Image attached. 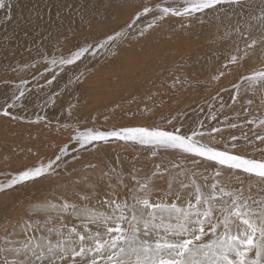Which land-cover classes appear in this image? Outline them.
<instances>
[{
  "label": "bare ground",
  "instance_id": "obj_1",
  "mask_svg": "<svg viewBox=\"0 0 264 264\" xmlns=\"http://www.w3.org/2000/svg\"><path fill=\"white\" fill-rule=\"evenodd\" d=\"M154 1L157 0H8L9 7L0 9L2 10L0 13L3 16L0 17V23L3 25L0 27V43L2 42V48L4 49L0 52V106H6L7 103H12L15 95L19 94V90H24L25 92V96L22 97L20 101H16L17 107L9 109L13 115L23 117V119L12 120L0 116V132H4L5 134V136H3L0 133V149L5 147L7 151H10V148H13L14 143L12 141L17 137V134L16 131L15 133L9 131L16 128L17 124L19 125L23 123L25 128H29L30 126L31 130L37 129V134H31L32 138H36L43 127H45V129L48 128L49 130L51 128V130H53L55 127L58 128V125L60 124L71 127L63 129L66 131V134L67 131L71 129L66 137H63L65 134L63 135L55 132H53V136L51 135V139L48 141L43 138V136L39 137V145H35L36 147L32 146L35 148L34 150H38L39 148L45 150L46 148H43L49 146L47 150L39 153V156L44 154L40 158L36 159L37 157H34L35 160L22 162L21 160H18L20 157L19 155L15 157L16 160L14 162L11 160L13 163L10 164L9 162L7 164L8 167H2L5 165L0 164V171L2 172L6 169L18 170L31 163L32 165H35L42 160L47 161L48 159H54L55 155L59 154V148L64 145H67L69 149L68 154L62 157V162H58L59 166H54L55 172L47 178L16 186L7 193L0 194V264H2L5 257H7L8 260L16 258L11 251H8V253L5 251V248L12 249V247H14L13 244L11 245V243H14L15 241L14 238L17 240V247H22V245L27 242L29 236H35L37 238L36 242L43 243H47L48 240H51L54 244L58 240L67 241L68 230L73 225H76L79 228L81 225V219L77 218V213H74L72 209L63 212L58 211L59 206L65 201L69 204H75L78 209L86 207L91 208L93 204H97L109 211L107 205L104 204L103 201H105L115 190L121 199H123L125 195H128V201L131 203L129 189L134 186V181L131 179L132 175H136L138 179H144L151 176L154 166L157 165L154 157H159V155H166V157H162V159L167 161L165 167L167 168V172L163 178L153 177L154 185L157 189L153 194L154 198L163 196L164 190L167 189V184L170 180L173 181V189L179 190V181L183 180L185 182H190L192 173H196L195 178L201 185H207L215 182L216 179H219L225 185H231L232 187L239 186L238 181H230L229 177H224V174L222 177L216 178L215 173H213L214 171L212 172L210 170H213V168L209 163H200L201 165H204V167L206 166V168H210L208 171H204V168L201 169L200 165L197 166L192 164L190 158L183 156L178 151L161 150L158 155L153 156L148 147L124 142H111L107 144L100 143L99 145H89L86 148H81L80 146L77 148L75 147V141L71 139L78 131L85 132L86 129L105 130L133 126L158 125L169 129L176 126L181 132L190 133L191 130L200 131L201 129L197 128L198 125L196 121L194 119H189L191 113H194L192 115L193 118L196 117L195 112L198 111V109L194 108L199 105V102H201L200 98L195 100L196 102L193 101L191 103L182 101L180 103L177 102L174 107L175 109L172 111L170 110L171 113L167 112L169 109L165 106L167 114L160 115L159 112L156 117H151V115H147L148 117H146L147 112L144 118L142 116L146 111H154L155 107L156 110L159 111L157 109L159 107L157 104H159L161 99L166 100L169 96L176 100L180 89L182 91L183 89L184 91H187L191 88L194 91H198L202 86L198 81L201 78L208 80L210 83H214L215 85L211 86L213 88L216 86V83L219 84V82L226 80L228 77L226 84L209 96L208 102L213 101L210 100V98L215 95H217L215 98L218 96L220 97L223 93L224 96L227 97L234 96L235 89L231 90L229 87H232V84L238 80L242 73L246 74L253 68L260 66V51L257 49L256 56L251 60L246 61L243 66L233 67L230 73L221 77L218 81L212 79L217 73V70L221 68V65L224 64L227 59V56H221L218 52L221 49L227 51L230 50V48H232L231 51H233L237 44L243 47V42L234 31L237 26H240L242 30H244L245 26L250 24L253 26V35L258 36L260 34L257 21L253 20L252 17H258L261 15V12L264 11V0H244V6L242 9H232L225 6L218 13L209 12L205 16L184 21V27H181L182 18L168 17L164 21L159 22L155 27L151 28V31H148L147 25L152 21V16L150 15L145 21H138L133 25L126 32L125 36L117 39L115 42H111L109 47H106L108 44L103 49L99 47L102 39L105 40V37L110 36L123 24L131 20L134 11L141 3H153ZM121 2H126L127 4L125 3L124 5V3L122 4ZM176 2L177 0L167 3L172 4ZM94 14L95 18L92 16ZM9 17L11 18L9 19ZM90 19L97 20L99 23H91ZM175 27L177 28L174 30L173 28ZM198 29H203V31H199ZM142 30L145 33L144 36H140L139 34ZM65 31H68V33H65ZM56 33H59V40L56 39L58 38L56 37ZM226 33H230L231 35L226 36ZM64 34L67 36L61 41L60 36ZM51 40H53V42ZM86 41L88 43L96 41L93 46L94 48L85 53L81 60L77 61L75 64L60 65L57 63L56 65H52L50 63L54 58L59 60L61 55H69L70 51L77 50V48ZM137 48H141V50L136 51ZM126 53H129L131 59L130 57L129 59L122 58ZM113 62H116L120 68L125 70L123 71V76L128 80H123V84H121L120 87L112 86V88H107L108 90L116 91L119 89L121 91L122 89L129 88V91L133 92V95H130L132 96L131 98H133L134 94L136 96L135 92L137 90L140 91V88L137 86L138 83L137 85L134 84L138 81L137 79H139L140 76L143 75V79H145V76L149 77L148 79H152L150 77H153L151 76L153 74L154 77L157 76L158 78L159 76L156 75L155 72H159L158 70L164 68L167 69L168 82H170L172 87L170 88V86L168 87L167 84L163 83L166 78L165 75L162 83L167 87H158L154 90L153 95H146L147 93H145L147 97L142 104L143 107L135 103V112L133 113L134 109L131 110L135 115L130 116L123 113L125 111L128 112V110L124 108L125 111H118L113 119L110 120L108 116H110V111L113 108L114 102L105 100L107 98L106 96L101 97V95L98 94L100 95L98 98H101L98 104L93 105L91 103L92 100L90 103L87 102L88 104H82V100H79L82 99V97H80L81 95H79L82 92L79 81L86 85L83 88V90H87L86 93L90 90L94 91L92 87L93 85L87 86L90 85L87 83L92 80L96 84V81L94 80L95 73L97 71L105 72L108 65ZM71 67H75L76 69L70 70ZM111 72L112 76L110 73V77L112 78L114 75L113 70ZM135 72L137 73V79L132 85H130L133 81L129 82V80H131ZM82 73H84L85 76H82ZM115 73L117 75L116 71ZM62 74L65 77L64 79L61 77ZM159 75H161V72ZM120 77L122 79V76ZM148 79H146L147 82L150 81H148ZM183 79L191 80V82H182ZM66 80L74 85L75 97L77 98L78 96L76 95H79L77 100L72 99L74 96L69 97L73 101L70 99L72 102L69 104L70 107L67 108L66 106L69 105L64 103L63 95H67V91L71 90L73 87L66 82ZM154 80H152V82H154ZM139 81L141 80L139 79ZM41 82L46 84V87L42 88ZM156 83L158 82L153 83V85ZM18 85H24V87H17ZM145 85L148 86L147 83ZM245 87L246 84L241 86L240 94L245 93ZM153 89L155 88L153 87ZM173 89H175V92L172 91ZM176 90L178 91L176 92ZM172 92L174 94H172ZM56 93L60 94L61 98H59V94L57 96L61 99V102H59V107L52 110V108L49 109V101H52L49 99ZM143 93L144 92L142 91L141 95H143ZM247 93L252 94V91H247ZM254 93L257 97H264V89L257 87ZM137 94L139 95L140 93ZM183 96L184 95H182V97ZM234 97L236 98V95ZM102 98H104V100ZM139 98H137L138 101ZM83 99H85V97ZM88 99L90 100V98ZM179 100H181V98H179ZM142 101L143 100L141 99L140 102ZM87 105L89 107H87ZM138 106L141 108L139 109ZM114 107H117V104ZM68 108H71V110L69 111ZM165 108L162 107V110ZM228 108H230V105ZM80 109L82 111H80ZM95 113H97V117L94 121L87 118ZM177 113L178 115L174 116ZM170 114L172 115L170 116ZM37 116L43 117L41 120L42 122H34ZM115 117H120L121 123L117 122L119 119H116ZM173 117L172 124H168V119ZM27 121L33 122L29 123ZM47 121H49V123ZM201 131H203V129ZM260 131L261 129L259 130V133L263 130ZM17 139L19 140L20 138ZM25 144L28 143H24V145ZM256 144H254L251 149H249V145H247L237 148L235 151L250 156L256 155L255 157L261 158V154L257 149L264 147V145H260V142L257 145ZM253 149L257 151V154L255 152V155L249 153V150ZM125 150L130 151L131 153L127 152L122 156V154L126 152ZM103 151H105L106 154V161L101 158V152ZM20 152H22V150ZM33 156H35V154ZM141 158H144L146 162H137ZM115 159H117L116 163L114 161ZM1 160L3 161V159ZM90 164L95 165V167H89ZM177 164L180 165L179 168L174 166ZM113 169L115 170L114 172L112 171ZM227 172L228 171H225L224 173ZM106 173L107 175H105ZM122 173H124V175H122ZM241 179L243 180V187H245V189L251 184L253 195H264V192H258V189L264 187V185H261L257 178L243 176ZM121 180L123 181V186L127 185V188L124 187L122 190L119 187V185H121ZM204 190L207 191L208 189L205 188ZM185 194H187V192H185ZM85 196L88 198L84 199ZM23 197L26 198L22 200ZM22 201L29 202L30 204L27 203L26 206L25 204H22L26 209L24 212H19L17 205L22 203ZM51 205H57V210H44L50 209ZM9 211L12 213V217L15 212L17 216L15 220L8 223L11 226L6 227L3 224L7 223L6 221L10 219V217L7 216ZM29 217H31L32 222L37 227L35 231L28 230L26 232L23 228L22 222L23 220L29 219ZM8 221L10 222V220ZM62 224L67 225L66 228H63V236H60L54 231H49V229L60 227ZM90 227L95 231L94 225H90ZM7 234H11V236H5ZM5 237L9 243H5ZM8 237H13V239L11 238L13 242L11 239L9 240ZM72 239L76 240L77 238L73 235ZM3 251L6 252L7 255ZM20 258L22 259L23 257Z\"/></svg>",
  "mask_w": 264,
  "mask_h": 264
},
{
  "label": "snow or ice",
  "instance_id": "obj_2",
  "mask_svg": "<svg viewBox=\"0 0 264 264\" xmlns=\"http://www.w3.org/2000/svg\"><path fill=\"white\" fill-rule=\"evenodd\" d=\"M225 6L242 9L244 0H177L172 4L167 3V0H161L160 3L143 2L134 11L127 27L131 28L142 17L149 15L152 21L147 25L148 29L168 17L182 18L181 27H184V21L205 16L209 12L218 13ZM8 7V0H0V9ZM252 19L257 21L260 34L253 35V26L250 24L244 30L237 26L234 31L243 42V47L237 44L212 77L215 81L220 80L233 67L243 66L251 60L259 49L260 66L246 74L242 73L232 84L236 97L240 96L241 86L245 84V92L257 87L264 89V11ZM139 34L144 36L145 33L142 30ZM125 35L123 30L116 32L101 42L99 47L104 48L116 37ZM229 35L226 33V36ZM88 51L89 47H80L70 51L67 56L61 55L59 60L52 59L50 63L72 65ZM24 96V90H19L12 103L0 106V116L12 120L23 119L13 115L9 109L16 108V101ZM252 102L248 100L249 105ZM42 119L37 116L34 122L39 123ZM173 119H168L167 123L172 124ZM228 126L237 127L236 124ZM257 127L264 130V119L259 120ZM221 131L213 127L208 132L191 130L189 133L181 132L176 126L169 129L158 125L78 131L71 139L81 148L100 143L124 142L148 147L153 156L161 150L178 151L190 158L194 165L209 163L216 178L228 171L231 174L229 180L234 177L239 186L225 185L219 179L201 185L195 178L196 173H192L190 182L179 181V190L173 189V181L170 180L163 196L154 198L157 189L153 177L163 178L167 172L166 168L157 164L149 177L138 179L132 175L134 186L129 189L131 203L128 195L121 199L115 190L103 201L108 212L87 207L78 209L75 204L65 201L58 211L72 209L81 219L79 228L73 225L68 230L67 241L58 240L54 244L48 240L43 243L36 242L35 236H29L22 247L5 248L16 258L8 260L5 257L2 264H264V195H253L251 184L245 189L241 179L243 176L255 177L264 185V147L257 149L261 158L235 151L238 147L236 143H232L231 147L220 145L213 136V133ZM238 139L235 135L231 137L232 141ZM255 140L264 145V131L256 133ZM68 151V146L64 145L59 148V154L54 159L42 160L10 175L6 183H0V192L47 178L55 172L54 166H59L58 162H62V157ZM174 166L180 167L178 164ZM89 167L95 165L90 164ZM120 183L123 184V181ZM205 188L208 190L205 191ZM258 192H264V187L259 188ZM44 210H57V205ZM22 223L26 232L35 231L37 227L31 217ZM90 225L95 226V231ZM66 227L62 224L49 231L63 236V228ZM73 235L76 240L72 239ZM5 243H9L6 237Z\"/></svg>",
  "mask_w": 264,
  "mask_h": 264
},
{
  "label": "rangeland",
  "instance_id": "obj_3",
  "mask_svg": "<svg viewBox=\"0 0 264 264\" xmlns=\"http://www.w3.org/2000/svg\"><path fill=\"white\" fill-rule=\"evenodd\" d=\"M127 2V1H126ZM126 2H121L122 4L124 3V5H125V3ZM151 3V2H150ZM127 4V3H126ZM64 7V6H63ZM0 11H2V10H0ZM94 18H95V14L94 15H92ZM0 17H3L2 15H1V13H0ZM90 17V16H89ZM149 18V16L147 17V18H143L141 21H145L146 19H148ZM87 20H88V18H87ZM90 21H91V23H99V21H97V20H91L90 19ZM3 25L0 23V27H2ZM177 27H175V28H173L174 30L176 29ZM193 28V27H192ZM199 31H203V29H198ZM148 31H151V29L149 30L148 29ZM65 33H68V31H65ZM59 33H56V37H58V38H56V39H58L59 40ZM66 36L67 35H61L60 36V38H61V41L63 40V39H65L66 38ZM63 37V38H62ZM52 42H53V40H51ZM1 45H0V52H2L4 49L2 48V42L0 43ZM231 49L232 48H230V50H227V51H223L222 49L218 52V54L219 55H225V56H228V54L231 52ZM141 50V48H137L136 49V51H140ZM118 52H119V49H118ZM226 52V53H225ZM123 53V52H122ZM124 54V53H123ZM126 56V57H125ZM125 56L123 55L122 56V58H127V59H129V57H130V59H131V56L129 55V53H126L125 54ZM220 56V57H221ZM215 62H217L216 60H214ZM34 64H36V63H34ZM111 68V69H110ZM113 68V69H112ZM115 68H116V70H115ZM73 69H76L75 67H71L70 68V70H73ZM113 70V77L111 78L110 77V73H111V76H112V71ZM117 72V75H116V73H115V71ZM121 71V72H120ZM123 71H125V70H123L122 68H120L119 66H118V64H116V62H113V63H110L109 65H108V68L106 69V71L105 72H96L95 73V77H94V80L96 81V84H95V82H93L92 80L89 82V83H87V84H90V85H87V86H92L93 87V89H94V91L93 90H90V91H88L87 93H86V91L87 90H83V88H84V86H86L84 83H82V82H80L79 81V79H78V81H79V85L81 86V88H82V92L79 94V95H81L80 97H82V99H79L81 102H82V104H88V103H90V101L92 100V104L94 105V104H98L99 102H100V99L101 98H98V96H100L101 95V97L102 96H106L107 98L105 99V100H110V101H112V102H114L113 103V108H112V110L110 111L111 113H110V116H108L109 117V119L110 120H112L113 119V117H114V115H116L117 113H118V111H125V109H127L128 110V112L127 111H125V112H123V113H126L127 115H130V116H133V115H135V114H133L134 112H135V110H136V108L134 109V104L135 103H137L138 105H140L141 107H143V102H144V100H146V95H153V92H154V90H156L158 87L159 88H165L164 86H166V85H164V84H167V86L169 87L170 86V88L172 87L171 85H170V82H168V74H167V69H162V70H158L159 72H155L156 73V75H158L159 77L157 78V76L156 77H154V75L152 74L151 76H153V77H150V78H152V79H148L149 77H147V76H145V79H143L144 77H143V75L142 76H140V80L141 81H139V79H137V73L135 72V74H133V76H132V78H134V79H132L131 78V80H129V82L130 81H133V82H131V84L130 85H132L135 81H136V79L139 81H136L134 84H136L137 85V83H138V88H140V91L142 90L144 93H143V95H141V92L139 91V90H137L135 93H136V96H138V97H136L135 96V94H134V97L133 98H131L132 96H130L133 92H130L129 91V88H127V89H122L121 91L119 90V89H117L116 91L115 90H108L107 88H112V86H117V87H120L121 86V84H123L122 82H123V80H128L126 77H124L123 76ZM109 72V73H108ZM160 72H161V75H159L160 74ZM121 75H120V74ZM164 75H163V74ZM106 74V75H105ZM108 74H109V76H108ZM103 75H105V76H103ZM119 75V76H118ZM163 75V76H162ZM165 75H166V78L164 79V77H165ZM60 76V75H59ZM82 76H85V74L84 73H82ZM98 76V77H97ZM120 76H122V79H121V77ZM135 76V77H134ZM149 76V75H148ZM55 77H57V76H55ZM61 77L64 79L65 77L63 76V74L61 75ZM67 77V76H66ZM117 77V78H116ZM123 77H124V79H123ZM141 77H142V79H141ZM161 77V78H160ZM101 78V79H100ZM119 78V79H118ZM155 78H157V79H155ZM228 78V77H227ZM227 78H226V80H224V81H222V82H219V84L218 83H216V86L215 87H211V86H213V85H215L214 83H210V82H208V80H204V79H199L198 81H199V83H200V85H202L201 86V89H199L198 91H194V90H192L191 88L189 89V90H187V91H184V89H183V91L180 89L179 91L178 90H176V92L178 91L179 92V95L177 96V98H176V100L173 98V97H167V99L166 100H160L159 101V104H157L156 106L158 107L157 109L159 110V111H157L156 110V107L154 108V111L152 110V112H151V110L150 111H146L145 113H144V115L142 116L143 118L145 117V114H146V117H148V116H150L151 115V117H156V116H158V113L160 114V115H164L165 113L167 114V112L168 113H171L170 112V110L172 111L173 109H175L174 107H175V105H176V103L177 102H193V101H195V100H197V99H201L200 101L201 102H199V105L198 106H196L194 109H198V111H196L195 113H196V119L195 118H193L192 117V115L194 114V113H191V115H190V118L189 119H194L195 121H196V123H197V125H198V129H203V131L204 132H208V131H210L213 127H220V129L222 130L221 132H219V133H213V136L220 142V145H228L229 147H231V144L232 143H236L237 145H238V147L237 148H240V147H243V146H247V145H249L248 147H249V149H251V148H253V145L254 144H258L259 143V141H257L256 142V140H255V138H253V137H255V134L258 132L259 133V130L261 129H259V127H257V124L259 123V120H261V119H264V97H257V95H255V90H252V94L250 93V94H248L247 92H245V93H243V94H240V96L239 97H234V96H224V93L223 94H221L220 95V97L218 96L217 98H215L217 95H215L214 97H212V98H210V100H213V101H209L208 102V100H209V96L211 95V94H214L217 90H219L222 86H224L225 84H226V81H227ZM106 79V80H105ZM112 79H113V81H112ZM115 79V80H114ZM146 79H148V81L149 82H147V80ZM155 79V80H154ZM162 79V80H161ZM163 79H164V84L162 83V81H163ZM109 80H111V81H109ZM122 80V81H121ZM144 80V81H143ZM152 80H154V82H152ZM156 80H158V81H156ZM160 80H161V82H160ZM166 80V81H165ZM202 81V82H201ZM66 82H68V80H66ZM100 82V83H99ZM119 82V83H118ZM128 82V83H129ZM143 83V85H144V88H143V85H142V83ZM155 82H158V83H156V84H154L153 85V83H155ZM160 82V83H159ZM182 82H187V83H190L191 82V80H185V79H183L182 80ZM58 83H59V81H58ZM69 84H70V82H68ZM141 85H140V84ZM147 83V85L148 86H146L145 84ZM221 83V84H220ZM107 84V85H106ZM110 86H109V85ZM111 84H113V85H111ZM116 84V85H115ZM73 88L71 89V90H68L67 91V95H63V97H64V103L66 104V105H69L70 104V102H72L73 100H77L78 98H79V95H76V96H78L77 98L75 97V95H74V85H72V84H70ZM140 85V86H139ZM156 85V86H155ZM159 85H161V86H159ZM41 86H42V88H44V87H46V84H43L42 82H41ZM106 86V87H105ZM108 86V87H107ZM166 86V87H167ZM17 87H24V85H18ZM146 87H151L150 89L149 88H146ZM153 87L155 88V89H153ZM217 87V88H216ZM98 88V89H97ZM231 90H233V87H229ZM96 89V90H95ZM147 89V90H146ZM245 89V88H244ZM88 90H89V88H88ZM99 90V91H98ZM104 90V91H103ZM153 90V91H152ZM191 90V91H190ZM208 90V91H207ZM32 91V90H31ZM93 91V92H92ZM96 91V92H95ZM98 91V92H97ZM147 91V92H146ZM150 91H152V92H150ZM172 91H174L175 92V89H173ZM228 91V90H227ZM85 92V93H84ZM102 92V93H101ZM96 93V94H95ZM104 93V94H103ZM112 93V94H111ZM119 93V94H118ZM137 93H140L139 95L137 94ZM145 93H147L146 95H145ZM150 93V94H149ZM184 93V94H183ZM59 94V93H58ZM57 93L56 94H54L49 100H52V101H49V109H51L52 108V110L53 109H55V108H57V107H59L60 106V104H59V102H61V99H59V98H61V96H60V94L58 95ZM86 94H88V95H86ZM98 94H100V95H98ZM106 94H108V95H106ZM116 95V96H110V95ZM169 94V93H168ZM172 94H174L173 92H172ZM244 94H245V96H244ZM60 96L59 98H58V96ZM117 95H119V96H117ZM133 95V94H132ZM163 95H165V94H163ZM182 95H184L183 97H182ZM190 95H192V96H190ZM72 97V96H74V98H69V97ZM89 96V97H88ZM122 96V97H121ZM130 96V97H129ZM180 96V97H179ZM194 96V97H193ZM250 96V97H249ZM55 97V98H54ZM85 97V99H83ZM110 97V98H109ZM119 97V98H118ZM121 97V98H120ZM140 97V98H139ZM145 97V98H144ZM181 98V100H179V98ZM249 97V98H248ZM253 97V98H252ZM255 97V98H254ZM58 98V99H57ZM88 98H90V100L88 99ZM125 98H126V100H125ZM136 98V99H135ZM137 98H139V101H138V99ZM169 98H170V100H169ZM184 100H183V99ZM193 98V99H192ZM195 98V99H194ZM213 98H215V99H213ZM247 98V99H246ZM257 98V99H256ZM72 101H71V100ZM103 100H104V98H102ZM114 99H116V100H114ZM133 99V100H132ZM143 100L142 102H140V100ZM190 99H192V100H190ZM203 99V100H202ZM246 99V100H245ZM249 99H251L253 102H252V104H248V100ZM70 100V101H69ZM123 100V101H122ZM130 100V101H129ZM132 100V101H131ZM169 100V101H168ZM54 101V102H53ZM137 101V102H136ZM165 103H164V102ZM172 101V102H171ZM176 101V102H175ZM232 101H233V103H232ZM84 102V103H83ZM86 102V103H85ZM88 102V103H87ZM125 102H129V103H125V105H124V103ZM133 102V103H132ZM138 102H140V103H138ZM196 102V101H195ZM207 102V103H206ZM228 102V103H227ZM161 103V104H160ZM230 103V104H229ZM242 103V104H241ZM245 103V104H244ZM256 103V104H255ZM75 104H76V102H75ZM116 104H117V107H114V106H116ZM127 104H129V105H131V106H129V105H127ZM238 104V105H237ZM58 105V106H57ZM90 105V104H89ZM209 105V106H208ZM228 105V106H227ZM229 105H230V108H228L229 107ZM51 106V107H50ZM128 106V107H127ZM140 106H138V108L140 109L141 107ZM163 108H165V106H166V108L167 109H169L167 112H166V108L165 109H163L164 110V112H163V110H162V107ZM171 106V107H170ZM235 107V108H233V107ZM67 107H70V105L69 106H66V108ZM87 107H89L88 105H87ZM130 107V108H129ZM243 107V108H242ZM117 108V109H116ZM125 108V109H124ZM129 108V109H128ZM137 108V109H138ZM171 108V109H170ZM211 108V109H210ZM242 108V109H241ZM244 108H245V110H244ZM115 109V110H114ZM124 109V110H123ZM134 109V111H133V113H132V111L131 110H133ZM210 109V110H209ZM241 109V110H240ZM68 110H69V108H68ZM203 110V111H202ZM236 110H239V111H236ZM80 111H82L81 109H80ZM130 111H131V113H130ZM140 111V110H139ZM156 111V112H155ZM231 111V112H230ZM243 111V112H242ZM151 112V113H150ZM162 112V113H161ZM128 113H130V114H128ZM152 113H153V115H152ZM64 114H65V111H64ZM222 114V115H221ZM148 115V116H147ZM172 114H170V116H171ZM176 115H178V113L177 114H175L174 116H176ZM201 115V116H200ZM255 115V116H254ZM209 116V117H208ZM215 117V119H213V117ZM217 116V117H216ZM97 117V113H95L94 115H91V116H88L87 118H89V119H91V120H93L94 121V119ZM192 117V118H191ZM116 119H119L117 122H119V123H121V118L120 117H115ZM216 118H218V119H216ZM197 119H199V120H197ZM193 120V121H194ZM254 121V123H249V121ZM217 121V122H216ZM220 121V122H219ZM27 122H29V121H27ZM40 122H42V121H40ZM48 123H49V121H47ZM208 122V123H207ZM44 123H46V122H44ZM218 123V124H217ZM23 124V123H22ZM22 124H17L16 125V128H14V129H11L9 132H14L15 133V131H16V134H17V137L15 138V139H17V138H20V139H22V140H13L12 142L14 143L13 144V148H10L11 150L10 151H7V149L5 148V147H2L1 149H0V164H3V165H5V166H2V167H8L7 166V164L10 162V164L11 163H13L15 160H16V158L15 157H17V156H19L20 155V157H19V159L18 160H21L22 162L23 161H30V160H35L34 159V157H37L36 159H38V158H40L41 156H43L42 154L39 156V153L40 152H43V151H45V150H47L48 148H49V146H46V147H44L43 149H45V150H42V148H39L38 150H34L35 148L34 147H36L35 145H39V140H38V138L39 137H42L43 136V138H45L47 141L48 140H50L51 139V135L53 136V132H55V133H58V134H65L63 137H66L67 136V134H68V132H70V130L69 131H67V134H66V131H64L63 129L64 128H66V127H68V128H71V127H69L68 125H62V124H60V125H58V128L57 127H55V128H53V130H51V132H50V130L48 129V128H46L45 129V127H43L42 128V130H41V132H39L40 134L36 137V138H32L31 137V134L33 133V134H37V129H34V130H31L30 129V126H29V128H25V126H24V124L22 125ZM47 124V123H46ZM208 124V125H207ZM229 124H236L237 125V127H235V129L234 128H231V127H229L228 125ZM201 125H203V126H205V127H201ZM15 126V125H14ZM208 126V127H207ZM6 127V126H5ZM13 128V127H12ZM208 128H209V130H208ZM254 128H256V129H254ZM241 131H240V130ZM200 130V131H201ZM208 130V131H207ZM236 130V131H235ZM261 131H262V129H261ZM260 131V132H261ZM264 131V130H263ZM48 132V133H47ZM1 133V135H3V136H5V134H4V132H0ZM28 133V134H27ZM238 134V135H237ZM251 134H253V135H251ZM233 135H235L236 137H238L239 139L237 140V141H232L231 140V137L233 136ZM50 136V137H49ZM241 136V137H240ZM245 136H247V139H245ZM30 137H31V139H30ZM206 139H207V137H206ZM243 139V140H242ZM240 140V141H239ZM253 140V142L252 143H250V141H252ZM255 140V141H254ZM23 141V142H22ZM256 142V143H255ZM18 143V144H17ZM21 143V144H20ZM24 143H28V144H25L24 145ZM32 144V145H31ZM230 144V145H229ZM256 144V145H257ZM5 145V144H4ZM30 146V147H29ZM32 146H34V147H32ZM18 147V148H17ZM15 148V149H14ZM24 149H27V150H24ZM29 149V150H28ZM3 150V151H2ZM22 150V152H20ZM33 151H35V152H33ZM126 151V150H125ZM250 151V152H249ZM248 152L250 153V154H254L255 155V153L257 154V151L255 150V149H253V150H249ZM13 152V153H12ZM19 152H20V154H19ZM29 152V153H28ZM129 153L130 151H126L125 153H123L122 154V156H124L126 153ZM255 152V153H254ZM10 153V154H9ZM23 153H24V155H23ZM26 153H28V154H26ZM102 154H101V158L102 159H105V161H106V154H105V151H103V152H101ZM107 153V152H106ZM131 153V152H130ZM132 153H135V152H132ZM259 153V152H258ZM4 156H3V155ZM34 155L35 154V156H30V155ZM38 154V155H37ZM261 154V153H260ZM9 155V156H8ZM10 155H11V157H10ZM14 155V156H13ZM24 156V157H23ZM30 156V157H29ZM39 156V157H38ZM256 156V155H255ZM4 157H5V159H4ZM8 157H9V159H8ZM162 157H166V155H159V157H154L155 159H156V162H157V164H159V165H161V167L162 168H165L166 167V164H167V161L166 160H164V159H162ZM1 159H3V161L5 162H3ZM126 159V158H125ZM13 162H12V161ZM117 159H115L114 161H115V163L117 162L116 161ZM127 160V159H126ZM6 161H8V162H6ZM2 162V163H1ZM137 162H146L145 160H144V158H141V159H139ZM9 164V165H10ZM195 167H197V166H195ZM200 168L201 169H203L204 171H208L210 168L209 167H207L206 168V166L204 167V165H201L200 164ZM206 168V169H205ZM167 169V168H166ZM212 172L214 171V170H212V169H210ZM214 173V172H213ZM212 173V174H213ZM229 172H227V173H224V177L225 178H227V177H229ZM122 175H124V173H122ZM231 175V174H230ZM231 180H235V178L233 179H231ZM230 180V181H231ZM117 181V180H116ZM118 182V181H117ZM119 187L121 188V190L122 189H124V186L121 184V185H119ZM125 188H127V187H125ZM159 193V192H158ZM8 198H10V197H8ZM26 197H23L22 198V200L23 199H25ZM8 200V199H7ZM30 204L29 202H23L22 201V203H19L18 205H17V208H18V211L20 212V211H25V209L26 208H24V205H22V204H25V206H26V204ZM21 206V207H20ZM31 206V205H30ZM23 207V208H22ZM10 208V207H9ZM19 208H21V209H19ZM91 208H93V209H95V210H97V211H99V212H108L107 211V209H105V208H102V207H100V206H98L97 204H93L92 205V207ZM11 209V208H10ZM24 209V210H23ZM9 210V209H8ZM104 210V211H103ZM18 211H17V213H18ZM22 213V212H21ZM9 214V215H8ZM11 214V215H10ZM14 214V213H13ZM15 215V216H14ZM13 215V217H12V213H10V211L7 213V216L8 217H10V219H8V220H10V222L7 220L6 222L7 223H4L3 225L4 226H11V225H9L8 223H11V221L12 220H15V218H16V212H15V214ZM5 236H11V234L10 235H5ZM9 238V237H8ZM13 239V237H10L9 238V240L10 239ZM11 239V241L13 242V240ZM14 243H11V245L13 244V246L14 247H12V248H16L17 247V240L14 238ZM10 241V242H11ZM4 252V251H3ZM4 253H6V252H4ZM8 253V252H7ZM7 253H6V255H7Z\"/></svg>",
  "mask_w": 264,
  "mask_h": 264
},
{
  "label": "water",
  "instance_id": "obj_4",
  "mask_svg": "<svg viewBox=\"0 0 264 264\" xmlns=\"http://www.w3.org/2000/svg\"><path fill=\"white\" fill-rule=\"evenodd\" d=\"M171 1H176V0H167V2H171ZM161 2V0H157V1H154L153 3H160ZM150 16V15H149ZM148 16H146V17H142L141 18V20L143 19V18H147ZM140 20V21H141ZM131 21V20H130ZM130 21H128L127 23H125V24H123L117 31H115L113 34H111V35H115V33L116 32H119V31H121V30H123V31H125V33L130 29V28H128L127 27V25L130 23ZM119 38H121V37H116V39L114 40V41H110L109 43H108V45L106 46V47H109L110 46V44H111V42H115L117 39H119ZM107 39V37H105V40ZM105 40H103L102 39V42L103 41H105ZM95 43H96V41H92V42H90V43H88L87 41L85 42V43H83L82 45H80L78 48H77V50L80 48V47H89V50L90 49H93L94 47V45H95ZM101 43V42H100ZM103 49V48H102ZM70 54V53H69ZM87 130H89V129H86L85 131H87ZM75 147H77V148H79V144H76L75 145ZM32 165V163L31 164H29L28 166H26V167H24V168H22V169H25V168H27V167H29V166H31ZM56 167V166H55ZM22 169H6V170H3V172L2 171H0V183H6L7 181H8V179H10V175H14V174H16L19 170H22ZM11 190V189H10ZM9 190H6L5 192H0V194H3V193H7Z\"/></svg>",
  "mask_w": 264,
  "mask_h": 264
}]
</instances>
